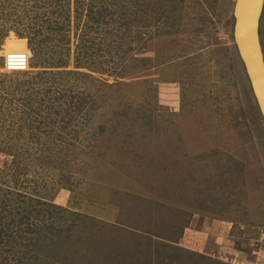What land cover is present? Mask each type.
<instances>
[{
	"label": "rangeland",
	"instance_id": "1",
	"mask_svg": "<svg viewBox=\"0 0 264 264\" xmlns=\"http://www.w3.org/2000/svg\"><path fill=\"white\" fill-rule=\"evenodd\" d=\"M235 3L0 0V209L18 193L33 209L8 264L24 248L35 264H264V123L233 39ZM123 4L133 26L119 38L112 17ZM169 7L166 22L155 18ZM90 8L114 13L98 33ZM68 19L66 43L49 25ZM47 34L31 53L27 37L38 45ZM259 34L264 51V7ZM88 38L103 49L81 69ZM108 42L129 53L119 60ZM40 74L89 98L93 122L51 112ZM49 113L69 129L49 137ZM59 133L63 152L49 144Z\"/></svg>",
	"mask_w": 264,
	"mask_h": 264
},
{
	"label": "trees",
	"instance_id": "2",
	"mask_svg": "<svg viewBox=\"0 0 264 264\" xmlns=\"http://www.w3.org/2000/svg\"><path fill=\"white\" fill-rule=\"evenodd\" d=\"M127 1L131 2V6H136L142 0H135V1L134 0H131V1L127 0ZM151 1H153V0H151ZM166 1L168 2V0H166ZM146 5L149 6L150 4L147 3ZM123 7L124 8L121 12H120V10L118 11L117 16L112 17L113 21L115 20L116 22H119V24H120L117 26V29H119V30L117 32H115L119 38L123 37V34L120 33L121 26L125 25L127 28L129 26L130 29H132V26H133L131 21L127 19V18H129V14H130L129 6L127 4H123ZM136 8L137 7H135L134 9H136ZM169 8H170V10H169ZM169 8L167 9V12L157 10V12H155L156 13L155 18H158V20L161 19V20L166 22L167 21L166 18H168L167 16H170L176 10L174 8H171V7H169ZM108 12H109L108 10L101 8V9H98L97 11H95V13H93L92 8H90V12L88 13V17L91 20H93V23L86 22L87 29H90L91 31H95V33H98V31H99L98 28L102 26V23H107L109 21L108 17L111 16L112 14H114V13H108ZM66 17H68V16L66 15ZM66 19H65V21H66ZM136 19L141 20L143 23V20H144L143 14L140 13L139 17L136 16ZM65 21L58 23L55 26L53 24H50L49 27H50V30L55 33L54 37L57 35L59 37L60 41H64L67 43L69 41V38L67 37V35L66 34H63V36L59 35L62 30H67L66 27L71 25L72 21L70 19H68V21H67V22H70L69 24H67ZM145 21H144V24H145ZM177 22H180V20L177 19ZM74 24H75V22H72V25H74ZM170 29H171V25H170ZM113 31H115V30H113ZM232 31H233V28H232ZM232 34H233V32H232ZM24 37L25 36L22 34L19 38H24ZM85 38H86V36H85ZM51 39H52V36L47 34L45 37L40 39V41L37 45L32 40V38L27 37L28 47H29L31 53L33 51L36 56H37V54L39 55L41 53V50H42L41 49L42 43L48 42ZM84 41L85 42L89 41L90 43L84 44L85 42H83V44H82V42H81V44H82V47L80 50L81 52H80V54L77 55L78 56L77 61L75 60V65H76V67L78 66V68L84 67V66H82V64L84 65V64H87L88 62H93V61H90V59L94 60L93 58L96 55H101L100 52H102L101 50L103 49L102 42H100V41L94 42L95 44L93 43V39L88 38L87 40H84ZM115 43L116 42H113V44H111L110 42H108V47H107L108 49L107 50L110 51V53H111L114 49H116L114 51L116 52V55L119 56V60H121L129 52H127L126 50L123 49L122 54L118 53L119 52L118 50L121 48V45L116 46V45H114ZM94 46H96V48ZM117 56H115V57H117ZM83 58H86V59L89 58V61H85V60H83ZM48 64H50L52 68H55V69L58 68V66H55V64H56L55 62H49ZM71 75H72V72L69 71L67 76L69 77L70 80H73V77ZM76 76H77V73L74 74L75 80H76ZM51 77H52V79H57V76L55 74H53ZM44 79H45V74H40L37 77L38 86L36 88V93L42 94V92H43L44 94H42V95H45V96L52 94L53 97H52V99H50L52 101L49 104H47V105H50L49 106L50 108H52L51 112H53V110L55 109L57 111L55 114H59V116H62L63 118L65 117V115L70 110L75 111V112L77 111L79 113L83 112L84 113L82 115V117H84L83 122L86 120L93 122L94 117L90 116V115L92 113H94V111H95V109H97V107H96V105L94 106V104L92 105L91 102L88 103V101H90L89 98H87V97L85 98L84 96H82L81 92L79 93L78 91H74L75 89L73 90L72 87H69L68 88L69 90H63V88H61V87L51 89L52 86H50V82H48L49 79H46V80H44ZM65 81H69V80H65ZM43 83H44V85H43ZM59 104L62 105L61 110L57 109V105H59ZM63 104H65V106ZM256 106H257V110H258V112H259V114L263 120V123H264V118H263V116L259 110L257 103H256ZM89 109H93V110H89ZM48 116L50 117L48 119V122L50 123V129L48 131L49 137H53L54 136L53 133L56 132L57 129L62 130V131H64V129H69L71 124L64 125V122H65L64 120H62V121H60L58 119L53 120L52 119L53 115H51V113H49ZM73 129H75V125L73 126ZM63 136H64V134L59 133L58 137H56L53 140H50L49 144H51V143L52 144H59V142H60V147H61L60 150L63 152L64 149H68V147H69V141L67 140L68 134H66L65 139L62 138ZM50 139H52V138H50ZM49 144H45L44 147L47 146L46 147V151H47L46 154H48V155L46 157H47V159L51 160ZM61 155L62 154H60L59 156H61ZM59 156H57V152H55L54 157L58 158ZM57 160H59V159H56L54 165H57L56 164ZM61 160H63V159H61ZM2 170L3 169H1L0 172H2ZM3 172H6V170H4ZM2 186L3 185H1L0 188H2ZM23 195H25V194H23ZM21 196H22V194L18 193V197H20V199L17 203L7 202V203H11L13 208L3 207L2 209H0V260L3 262V264H8L7 259L10 261L11 254L16 253L17 237L21 234L20 233V231L22 230L21 228L24 227V225L28 226L30 223L29 220H30V217L32 214L31 211H33V209H30L29 207L22 205V202L24 204V201L22 199L23 196L22 197ZM36 214L41 216V214H43V212L38 209V211H36ZM32 231H36V230L34 229ZM32 240H33V238H29L28 242H26L27 244L24 242V245H28V246L33 247V245H35V244L32 243ZM28 249H31V247H29ZM24 251H25V248L23 250L24 259H23V256H22V259L19 258L18 264H35V263H33V262H35V261H33V259H34L33 256L24 255ZM2 256H3L4 260L2 259ZM27 258L30 261H28ZM37 259H38V257H37ZM10 264H11V262H10Z\"/></svg>",
	"mask_w": 264,
	"mask_h": 264
},
{
	"label": "water",
	"instance_id": "3",
	"mask_svg": "<svg viewBox=\"0 0 264 264\" xmlns=\"http://www.w3.org/2000/svg\"><path fill=\"white\" fill-rule=\"evenodd\" d=\"M263 7L264 0H257L256 9L252 8L251 0H236L233 38L264 118V51L259 34Z\"/></svg>",
	"mask_w": 264,
	"mask_h": 264
},
{
	"label": "crops",
	"instance_id": "4",
	"mask_svg": "<svg viewBox=\"0 0 264 264\" xmlns=\"http://www.w3.org/2000/svg\"><path fill=\"white\" fill-rule=\"evenodd\" d=\"M165 240V239H164ZM166 241L167 240H165V241H162V242H164V243H166ZM168 243H169V241H168ZM152 250H154V248L152 249ZM148 259V258H147ZM147 259H145L144 261H141V264H143V263H145V264H153V261L152 260H154L155 259V257L153 256V258L152 259H148L149 260V262H147ZM115 260V259H114Z\"/></svg>",
	"mask_w": 264,
	"mask_h": 264
},
{
	"label": "bare ground",
	"instance_id": "5",
	"mask_svg": "<svg viewBox=\"0 0 264 264\" xmlns=\"http://www.w3.org/2000/svg\"><path fill=\"white\" fill-rule=\"evenodd\" d=\"M252 1V8L256 9L257 0H251Z\"/></svg>",
	"mask_w": 264,
	"mask_h": 264
},
{
	"label": "built area",
	"instance_id": "6",
	"mask_svg": "<svg viewBox=\"0 0 264 264\" xmlns=\"http://www.w3.org/2000/svg\"><path fill=\"white\" fill-rule=\"evenodd\" d=\"M28 57H29V56H28ZM24 62H25V61H23V60L21 61V60L19 59V63H24ZM9 64H14V65L16 64V65H17V63H16L15 60L11 61Z\"/></svg>",
	"mask_w": 264,
	"mask_h": 264
},
{
	"label": "clouds",
	"instance_id": "7",
	"mask_svg": "<svg viewBox=\"0 0 264 264\" xmlns=\"http://www.w3.org/2000/svg\"><path fill=\"white\" fill-rule=\"evenodd\" d=\"M5 69H6V67H5Z\"/></svg>",
	"mask_w": 264,
	"mask_h": 264
}]
</instances>
